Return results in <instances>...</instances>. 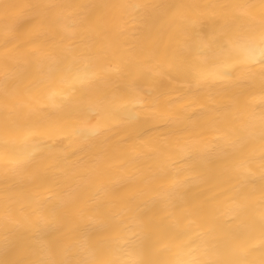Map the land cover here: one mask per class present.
Here are the masks:
<instances>
[{"label": "clouds", "instance_id": "obj_1", "mask_svg": "<svg viewBox=\"0 0 264 264\" xmlns=\"http://www.w3.org/2000/svg\"><path fill=\"white\" fill-rule=\"evenodd\" d=\"M246 48L264 0H0V264H264Z\"/></svg>", "mask_w": 264, "mask_h": 264}, {"label": "snow or ice", "instance_id": "obj_2", "mask_svg": "<svg viewBox=\"0 0 264 264\" xmlns=\"http://www.w3.org/2000/svg\"><path fill=\"white\" fill-rule=\"evenodd\" d=\"M244 51V55L246 57V59L249 61V62H255L259 56H264V49L260 50L259 53H257L256 49H253V48H246L243 50ZM217 76V73H208L206 74V77H216ZM89 78L88 74L87 73H78L74 78L73 80L71 81V83H85L87 81V79ZM57 95H59V93H57L56 91H52L49 96H48V102L52 105H55L56 104V97ZM34 133L32 132H27L25 134V136H30Z\"/></svg>", "mask_w": 264, "mask_h": 264}]
</instances>
